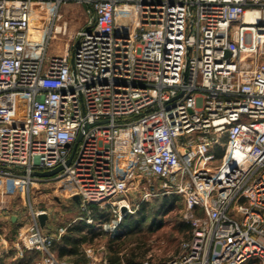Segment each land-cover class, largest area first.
Returning a JSON list of instances; mask_svg holds the SVG:
<instances>
[{"label": "built area", "instance_id": "2783aa9c", "mask_svg": "<svg viewBox=\"0 0 264 264\" xmlns=\"http://www.w3.org/2000/svg\"><path fill=\"white\" fill-rule=\"evenodd\" d=\"M68 1L0 0L2 253L23 187L15 248L33 264H109L91 245L82 263L59 257L66 227L32 209V188L67 181L81 209L110 208L111 237L130 189L180 199L187 236L143 264H264V0H72L89 16L73 33Z\"/></svg>", "mask_w": 264, "mask_h": 264}, {"label": "rangeland", "instance_id": "374dc122", "mask_svg": "<svg viewBox=\"0 0 264 264\" xmlns=\"http://www.w3.org/2000/svg\"><path fill=\"white\" fill-rule=\"evenodd\" d=\"M62 20L67 22V31L73 33L81 26H83L86 20L89 18L85 11V7L76 1H68L61 9ZM68 34L60 35L53 41L54 45L60 47L66 41ZM157 182V181H156ZM157 186V185H156ZM73 187L70 182H63L61 184L56 183H43L37 188H32L30 192L31 206L33 210L46 209L49 212L50 219L49 225L54 231L60 226L66 228L74 224H85L83 233L90 238L93 235L91 241L83 243L84 246L91 245L94 249H100L107 256L111 254L109 249V243L112 239V250L119 248V264H128L127 257H132L134 260L143 261L149 260L153 263L162 259H166L169 256L174 255L179 246V242L182 238L187 236L189 232V226L184 221L181 214V201L175 196L173 207L167 211L162 217V222L155 227L149 226V220L153 213L158 209L160 200L166 197L164 194H157L148 196V198L142 200L141 196L142 186L136 189H130L128 191V198L132 205V212L127 213L123 219L126 221L137 222L141 216L139 212L141 205L144 203V211L146 220H142L137 223L134 229L127 234L124 228L119 225L118 230L120 234L116 237L110 236V208L106 207V210L100 209L97 206H91V211L88 209H81L78 201L74 200L72 196ZM25 197V191L23 187L18 188L16 195L9 199V206L11 211L9 214L16 216V221H11L4 228L6 238L9 240L8 244L11 246L8 253H2L0 250V264H33L35 255H31L26 252L21 245H17L13 238L16 228L21 226L26 219L29 211V205ZM8 214V215H9ZM92 218V222H86L88 217ZM15 220V219H12ZM121 220V221H122ZM105 223V224H104ZM121 223V222H120ZM104 224V225H103ZM187 225V226H186ZM65 230L64 233H66ZM3 233V232H2ZM71 235H79L77 233H70ZM83 245H80L81 256ZM9 246V247H10ZM112 264V263H111Z\"/></svg>", "mask_w": 264, "mask_h": 264}, {"label": "trees", "instance_id": "16d2710c", "mask_svg": "<svg viewBox=\"0 0 264 264\" xmlns=\"http://www.w3.org/2000/svg\"><path fill=\"white\" fill-rule=\"evenodd\" d=\"M171 195H166V197L161 198L160 200V205L158 207V209L153 213L151 219L149 220V226L151 227H155L157 224H160L162 222V216L169 211L172 207H173V202H174V198L170 197ZM144 211V203L141 205L139 212H141V216L140 218H138L137 220L139 222H141L143 219L146 220V217L144 214H142V212ZM127 217L125 219H123L120 223L121 228H124L125 233H130L137 225V223H139L138 221L135 222V224L133 222L130 221H126ZM143 220V221H144ZM187 224V223H186ZM188 225V224H187ZM186 225V226H187ZM85 224H74V225H70L69 227L66 228V233H64L57 241L54 242L53 244V250L56 252V254L59 257H63L65 255H73V254H79L80 253V245L83 242H87V241H91L93 238V235L88 238V235L86 233H83V229H84ZM77 233L79 235H76V237L74 235H71L70 233ZM123 234V233H120ZM112 242L113 240H110L109 243V249L111 254L108 256L109 261H111L112 264H119V248L117 250H112ZM27 253L31 254L32 256L35 255V258H37V253L33 252V251H28L26 250ZM82 258V260H86L85 257L81 254L80 256ZM127 262L128 264H142L141 261L138 260H134L132 257H127Z\"/></svg>", "mask_w": 264, "mask_h": 264}, {"label": "water", "instance_id": "95a60500", "mask_svg": "<svg viewBox=\"0 0 264 264\" xmlns=\"http://www.w3.org/2000/svg\"><path fill=\"white\" fill-rule=\"evenodd\" d=\"M80 137L81 136L79 134L77 136V138H76V141H75V144H74V148H75V145L77 144V142L79 141ZM74 148L72 149L70 157L67 159L66 164L69 163V161H70V159L72 157ZM62 167H63L62 165H59V166H57V167H55V168H53L51 170H44V171L35 170L34 171V175L41 176V177H49V176H52V175L56 174L58 171H60L62 169ZM73 198H74V200L78 201V197L76 195ZM124 210H125V208L122 207L121 211H124ZM45 219H46V214L40 213L38 215V220H39V223H40L41 226L44 225Z\"/></svg>", "mask_w": 264, "mask_h": 264}, {"label": "crops", "instance_id": "0c3cea01", "mask_svg": "<svg viewBox=\"0 0 264 264\" xmlns=\"http://www.w3.org/2000/svg\"><path fill=\"white\" fill-rule=\"evenodd\" d=\"M187 234H188V233H187ZM83 243H85V242H83ZM83 243H82V245H83ZM63 257H66L67 259H69V260H71V261H73V262H75V263H82V262H84V260H82V258L79 257L78 254L65 255V256H63ZM85 259H86V258H85ZM108 260H109V259H108ZM109 264H111V261H109Z\"/></svg>", "mask_w": 264, "mask_h": 264}, {"label": "bare ground", "instance_id": "6f19581e", "mask_svg": "<svg viewBox=\"0 0 264 264\" xmlns=\"http://www.w3.org/2000/svg\"><path fill=\"white\" fill-rule=\"evenodd\" d=\"M255 17H257V14H255V12L250 11V10L245 11V14H244L245 20L255 19Z\"/></svg>", "mask_w": 264, "mask_h": 264}]
</instances>
